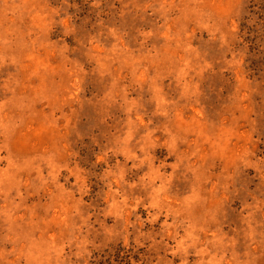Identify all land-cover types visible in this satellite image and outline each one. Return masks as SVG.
Returning <instances> with one entry per match:
<instances>
[{"label":"rangeland","instance_id":"obj_1","mask_svg":"<svg viewBox=\"0 0 264 264\" xmlns=\"http://www.w3.org/2000/svg\"><path fill=\"white\" fill-rule=\"evenodd\" d=\"M0 264H264V0H0Z\"/></svg>","mask_w":264,"mask_h":264}]
</instances>
